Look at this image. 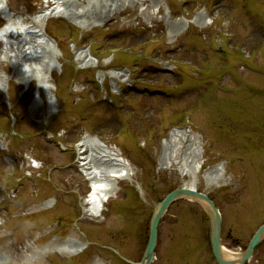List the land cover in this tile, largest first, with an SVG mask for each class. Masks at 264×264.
<instances>
[{
	"label": "rangeland",
	"instance_id": "1",
	"mask_svg": "<svg viewBox=\"0 0 264 264\" xmlns=\"http://www.w3.org/2000/svg\"><path fill=\"white\" fill-rule=\"evenodd\" d=\"M3 1L12 15L28 19L50 0ZM112 1L75 0L71 8L87 6L81 15L99 21ZM127 4L99 27L51 19L54 68L43 74L41 62H28L39 78L23 71L22 79L26 64L10 59L12 53L9 60L0 55V75L7 78L0 89V254L9 264H139L154 210L192 179L176 164L179 156L160 165L162 142L175 129H188L203 144L196 184L222 214L225 249L243 254L264 224V0ZM198 16L210 25L190 24L170 36L169 22ZM3 18L0 13L7 25ZM5 47L0 44V53ZM89 48L98 63L82 68L77 53ZM122 68L130 77L117 84L109 73ZM42 77L51 81L48 91ZM88 135L118 148L135 171L93 220L83 215L91 182L79 159ZM30 160L43 167L35 171ZM218 164L226 167L225 180L209 183L204 176ZM51 199L54 207L45 209ZM68 239L87 249L60 254L54 245ZM153 264H217L202 205L181 200L171 206ZM247 264H264V241Z\"/></svg>",
	"mask_w": 264,
	"mask_h": 264
},
{
	"label": "bare ground",
	"instance_id": "2",
	"mask_svg": "<svg viewBox=\"0 0 264 264\" xmlns=\"http://www.w3.org/2000/svg\"><path fill=\"white\" fill-rule=\"evenodd\" d=\"M70 1L73 3L75 0H51L46 3L41 11L27 19L26 17H16V15H12L11 12L8 11V7L5 5L4 1L0 0V12L8 21V24L0 29V44L2 43L6 46L0 55L4 54L5 58L9 60V55L12 53L13 56H11L10 59L15 58V62L20 66L22 62L26 64L25 69H22L18 74L22 79L26 80V75L22 73L23 71L32 73V75L34 74V76L39 78V74L34 73V66L28 64L30 61L34 60L39 62L38 64L42 63L41 71H43V74L50 73L56 64L54 60L56 54H54V52L52 53L54 49L53 45L55 44L47 35L45 29L47 23L51 19L64 18L82 29L99 27L128 5L127 0L112 1L111 4L107 5L105 10L100 13V16H102L101 19H99V21H93V18L81 15L82 13L85 14V12L81 11L82 9H89L87 6H77V10H75L73 9L76 7L74 3L73 6L70 3V6L67 7ZM152 1L155 2L157 0ZM169 24V34L172 38L178 37L190 24L198 25L201 28L210 25L203 16H198L191 21L187 19H182L179 22L171 21ZM14 40L17 42L15 43ZM77 59L81 61L82 68H89L97 64L92 54L87 51H79L77 53ZM109 75L117 84L126 82L129 78L127 71L123 69L112 70ZM106 76V74H101L100 78L105 80ZM41 80L42 86L45 87L46 90L51 88L49 85L51 82L50 80L47 81L46 77H42ZM5 84L6 78L0 75V88H3ZM35 107H37V105H35ZM50 107V112L53 113L54 107ZM2 145L3 142L0 140V149ZM162 147L164 153L160 159V165H171L179 156L181 159L176 164H178L183 175H185V177L188 175L192 176V179L185 187L198 191L196 179H198L199 169L204 162L203 144L199 140V137L191 131L177 129L169 135V138L162 142ZM180 152L182 154H180ZM79 155L82 163L86 167L84 169L85 173L92 181V192L85 201L87 208L84 210V214L86 217L93 220L103 217L106 204L116 198L120 191V182L133 180L135 171L131 163L126 160L118 148L111 147L92 135H88L82 140ZM226 174L225 165L218 164L217 167L209 170L204 178L209 181V183H216L225 180ZM54 202V200H49L44 206L45 209L51 208ZM54 248L61 254L74 257L82 253L86 249V245L68 239L65 242L54 245ZM8 261V259L2 257L0 254V264H9ZM95 264L103 263L98 261Z\"/></svg>",
	"mask_w": 264,
	"mask_h": 264
},
{
	"label": "water",
	"instance_id": "3",
	"mask_svg": "<svg viewBox=\"0 0 264 264\" xmlns=\"http://www.w3.org/2000/svg\"><path fill=\"white\" fill-rule=\"evenodd\" d=\"M184 197L194 198L198 201H201L205 205L212 221V233H211L212 248L214 255L218 260L219 264H245L248 260L252 258L255 248L264 239V225L259 229V231L252 239L247 251L243 255L239 256L238 259L232 260L227 256V254H225L223 248L221 247V217L214 203L207 196L203 194L183 188L171 192L164 199V201L161 202L159 206L156 208L151 221L150 240L142 264H151L153 260L154 251L158 239V227L161 218L163 217V215L165 214V212L172 203Z\"/></svg>",
	"mask_w": 264,
	"mask_h": 264
}]
</instances>
